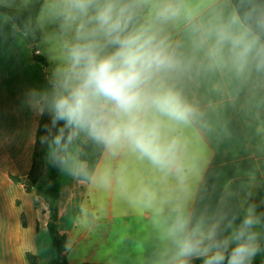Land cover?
<instances>
[{"label":"clouds","instance_id":"obj_1","mask_svg":"<svg viewBox=\"0 0 264 264\" xmlns=\"http://www.w3.org/2000/svg\"><path fill=\"white\" fill-rule=\"evenodd\" d=\"M43 34L56 55L24 104L47 116L54 165L113 182L154 211L151 264H264V201L198 187L202 156L188 133L208 127L194 87L264 92V0H0V39ZM108 158L131 155L158 175L128 191L123 172L90 170L81 137Z\"/></svg>","mask_w":264,"mask_h":264},{"label":"crops","instance_id":"obj_2","mask_svg":"<svg viewBox=\"0 0 264 264\" xmlns=\"http://www.w3.org/2000/svg\"><path fill=\"white\" fill-rule=\"evenodd\" d=\"M24 37L31 62L22 63L14 48L5 52L0 46V264H31L29 256L36 264L57 262L51 223L64 242L69 264H151L159 244L154 211L134 202L115 182L84 183L79 175H68L69 166L61 168L55 221L36 189L26 191L41 118L25 106L24 96L29 88L45 84L49 68L34 61L33 45ZM214 84L209 79L193 89L208 121L206 129L188 133L202 156L198 187L213 204L226 189L251 192L260 203L264 201V92L237 93L231 87L217 91ZM85 142L79 145V160ZM97 167L123 172L129 192L142 183L159 182L150 166L131 155L108 158L103 152ZM46 179L45 173L38 187L47 188ZM255 264H261L260 257Z\"/></svg>","mask_w":264,"mask_h":264},{"label":"trees","instance_id":"obj_3","mask_svg":"<svg viewBox=\"0 0 264 264\" xmlns=\"http://www.w3.org/2000/svg\"><path fill=\"white\" fill-rule=\"evenodd\" d=\"M29 42L33 45V59L35 62H38L42 64L45 68L49 67V63L47 58L38 55L36 53V45L39 42L41 38V33H37L35 36H26ZM48 122V117H42L37 133V140H36V147H35V155H34V160H33V166L32 170L30 172V175L26 181V191L28 193H31L32 190L38 185V182L42 176V170L40 163L44 158L47 156V151H48V145L47 144H42L41 143V136L45 134L44 132V125L45 123ZM104 150L98 146L93 144L91 141L87 140L80 151L79 157L81 161L87 162V165L90 170H93L96 168L97 164L99 163V160L103 154ZM44 168V167H43ZM61 167L52 165L51 169V174H50V186H49V191H51L50 195L52 196V200L54 201V204L56 205L58 200H59V182H58V176L60 173ZM79 179L84 182V183H90V180L79 176ZM38 192H42V189L39 187ZM260 211H264V208L261 207L259 209ZM58 217V212L55 209L53 211V220L55 221ZM54 224L49 225V231L50 234L53 238L54 245L57 249L59 259L57 262L54 264H69L66 260L65 254H66V247L64 245L63 240L58 238L56 235V232L54 231ZM29 260L31 261V264H35V260L33 256H29Z\"/></svg>","mask_w":264,"mask_h":264},{"label":"rangeland","instance_id":"obj_4","mask_svg":"<svg viewBox=\"0 0 264 264\" xmlns=\"http://www.w3.org/2000/svg\"><path fill=\"white\" fill-rule=\"evenodd\" d=\"M0 46H3V49L5 50V52H7L8 50L10 51L11 49L14 48V51L16 52H19L20 56H21V59L23 60L22 63L24 62H29L30 61V58L28 56V53H27V45H28V42L26 41L25 37L22 36V35H17V37H14V38H8V39H0ZM2 44V45H1ZM36 51L39 55L47 58L48 60V63H49V67H50V61L55 57L56 55V52H55V49L52 45L46 43L45 41V37L43 36V34H41V38L39 40V42L37 43L36 45ZM31 62V61H30ZM48 67V68H49ZM88 139L86 137H81L79 140H77L72 146H71V149L70 151L72 153L75 154V156H77V151H78V148H79V145L81 143V141H87ZM52 165H53V161H52V158L50 156V152H49V147H48V151H47V156L46 158H44L42 160V162L40 163V166H41V172H42V176L40 178L39 181H41V179L43 178V176L45 175L46 173V176H47V179H46V182L48 183V187L45 188L43 187V184H42V187H40L42 189V192H38V185L34 188L36 189L37 191V195L41 198H43V201L45 202V204L47 205V208L48 210L51 212L52 216H53V211L56 209L57 210V207L56 205L54 204V201L52 200V196L50 195L51 191H49V186H50V174H51V169H52ZM44 167V168H43ZM70 168V165L69 167L66 169V172L68 173H71V171L69 170ZM66 173V174H67ZM67 175V176H68ZM45 181V180H44ZM43 182V181H42ZM39 184V182H38ZM58 212V211H57ZM70 221L66 220L65 224L66 225H69ZM54 224V223H52ZM55 229V227H54ZM56 232V230H54ZM50 233V231H49ZM51 235V234H50ZM57 235V233H56ZM58 236V235H57ZM59 238V236H58ZM60 239V238H59ZM54 242V241H53ZM47 250V249H46ZM35 260V259H34ZM35 262H37L35 260ZM36 264V263H35Z\"/></svg>","mask_w":264,"mask_h":264}]
</instances>
